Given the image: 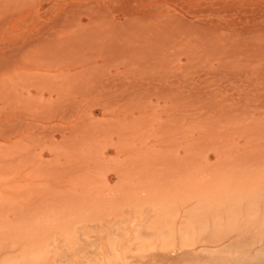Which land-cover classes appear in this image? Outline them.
<instances>
[{
	"label": "rangeland",
	"instance_id": "rangeland-1",
	"mask_svg": "<svg viewBox=\"0 0 264 264\" xmlns=\"http://www.w3.org/2000/svg\"><path fill=\"white\" fill-rule=\"evenodd\" d=\"M6 218L0 264H264V0H0Z\"/></svg>",
	"mask_w": 264,
	"mask_h": 264
},
{
	"label": "bare ground",
	"instance_id": "bare-ground-1",
	"mask_svg": "<svg viewBox=\"0 0 264 264\" xmlns=\"http://www.w3.org/2000/svg\"><path fill=\"white\" fill-rule=\"evenodd\" d=\"M234 183H236V181L234 182ZM237 186V185H236ZM234 188H235V186H234ZM236 189V188H235ZM199 195H201V194H199ZM151 196H153V195H151ZM197 196V195H196ZM196 196H194V197H196ZM202 196V195H201ZM148 197V196H147ZM150 197V196H149ZM220 197H222V196H220ZM230 197H232V196H230ZM217 198V197H216ZM219 198V197H218ZM234 198V197H233ZM150 199V198H149ZM203 199V197H200V198H198V202H199V200H202ZM232 199V198H231ZM230 199V200H231ZM236 199V198H235ZM194 201V200H193ZM210 201V200H209ZM198 202H197V204L196 205H198ZM235 202V201H234ZM232 202L230 201V205L232 206V204H231ZM195 205V204H194ZM201 205H202V203H201ZM211 205H212V203H209V204H204V205H202L205 209L204 210H207V209H210L211 208ZM195 208V207H194ZM226 208V207H225ZM224 208V209H225ZM193 210V209H192ZM195 210V209H194ZM228 210V209H227ZM232 211H233V208H232ZM237 211V210H236ZM6 212H8V211H6ZM189 212V211H188ZM222 212V211H221ZM187 213V212H186ZM194 213H196V211L194 212ZM233 213V212H232ZM221 214V213H220ZM235 214V213H234ZM201 215V214H200ZM194 216V215H193ZM208 216V215H207ZM226 216V215H225ZM188 217V216H187ZM189 217H190V215H189ZM196 217V216H195ZM224 217V216H223ZM231 217V216H230ZM200 219V218H199ZM198 219V220H199ZM11 222V221H10ZM9 222V220L6 218V219H3V220H0V241H1V238L3 237V239H6L7 238V236H8V228L10 229V227H8V226H10V223ZM9 223V224H8ZM13 224V223H12ZM12 226V225H11ZM13 229V228H12Z\"/></svg>",
	"mask_w": 264,
	"mask_h": 264
}]
</instances>
